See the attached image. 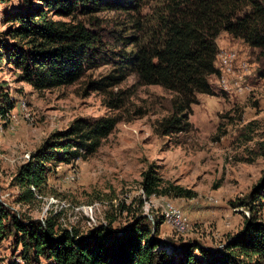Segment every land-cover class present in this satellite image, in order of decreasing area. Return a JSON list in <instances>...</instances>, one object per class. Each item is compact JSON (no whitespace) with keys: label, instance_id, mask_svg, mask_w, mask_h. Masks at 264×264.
<instances>
[{"label":"rangeland","instance_id":"1","mask_svg":"<svg viewBox=\"0 0 264 264\" xmlns=\"http://www.w3.org/2000/svg\"><path fill=\"white\" fill-rule=\"evenodd\" d=\"M136 1L122 10L77 15L75 22L99 39L102 60L74 84L44 91L24 82L7 56L14 43L7 36L15 27L10 17L39 2L0 1V111H8L0 115V203L19 220L53 217L58 229L83 236L99 226L125 229L139 213L151 223L164 217L156 237L166 243V250L171 248L167 253L193 243L225 252L250 214L238 203L264 180V49L222 32L216 40L219 74L209 78L210 94L196 95L189 109L190 130L158 136L154 129L170 115L171 92L142 86L130 72L113 88L93 89L94 82L117 69L121 56L136 47L140 29L162 0ZM258 1L264 6V0ZM115 98L123 105L110 110L105 102ZM108 116L121 121L96 153L53 167L35 200L19 202L17 171L47 138L76 119ZM149 169L161 180L159 189L179 187L189 194L146 197L141 183ZM168 209L176 213L168 217ZM255 212L264 223V198ZM21 253L12 236L0 239V264L21 263Z\"/></svg>","mask_w":264,"mask_h":264},{"label":"trees","instance_id":"2","mask_svg":"<svg viewBox=\"0 0 264 264\" xmlns=\"http://www.w3.org/2000/svg\"><path fill=\"white\" fill-rule=\"evenodd\" d=\"M37 1L39 5L10 17L15 27L7 32L14 42L7 56L22 80L35 91L72 85L88 68L101 62L99 39L81 22H75L77 15L122 10L137 2ZM160 6L140 29L136 47L129 55L121 56L117 69L94 82L93 89L113 88L130 72L142 86H160L171 92L170 115L154 129L164 137L187 133L189 109L197 102L196 95L211 93L209 78L219 74L215 66L216 40L222 32L264 49V6L258 0H162ZM52 15L70 20H54ZM105 105L117 110L123 100L115 98ZM5 112L8 111H0V115ZM120 121L119 116L76 119L66 130L47 138L17 171L14 180L21 188L19 202L30 204L35 200L53 167L96 153ZM142 176L141 187L146 197L189 194L179 187L159 189L161 180L152 169ZM263 198L264 180L238 203L250 214L225 252H211L193 243L173 246L179 250L167 253L171 248L166 250V243L156 237L164 217H155L151 223L139 213L125 229L99 226L83 236L75 230L58 229L53 217L42 222L19 220L1 203L0 239L12 236L22 246V262L14 264H40L41 260L49 264H264V223L259 222L255 212L256 204ZM246 260L249 262L245 263Z\"/></svg>","mask_w":264,"mask_h":264},{"label":"built area","instance_id":"3","mask_svg":"<svg viewBox=\"0 0 264 264\" xmlns=\"http://www.w3.org/2000/svg\"><path fill=\"white\" fill-rule=\"evenodd\" d=\"M224 84H225V83H224ZM175 213H176L175 210L168 209V212L166 213V216H168V217H169V215H170V216H173Z\"/></svg>","mask_w":264,"mask_h":264},{"label":"bare ground","instance_id":"4","mask_svg":"<svg viewBox=\"0 0 264 264\" xmlns=\"http://www.w3.org/2000/svg\"><path fill=\"white\" fill-rule=\"evenodd\" d=\"M230 61V60H229ZM172 208V207H171ZM170 220V219H169Z\"/></svg>","mask_w":264,"mask_h":264}]
</instances>
